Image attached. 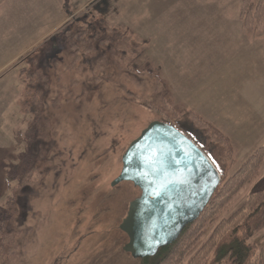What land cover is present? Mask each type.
<instances>
[{"label":"rangeland","instance_id":"obj_1","mask_svg":"<svg viewBox=\"0 0 264 264\" xmlns=\"http://www.w3.org/2000/svg\"><path fill=\"white\" fill-rule=\"evenodd\" d=\"M133 1L0 0V210L15 198L12 264H145L123 251L129 239L120 229L141 191L130 182L112 183L129 146L150 124L170 117L156 77L142 73L147 63L167 79L174 101L210 123L221 112V123L214 126L234 148L232 174L264 146V84L255 77L224 78L227 69L216 70L215 78H199L207 71L198 65L210 63L196 51L190 54V35L200 37L204 31L231 39L232 24L240 21L237 0H222V9L203 0L179 2L152 32L148 26L141 34L128 23ZM118 5L128 6L131 14ZM184 5L191 19L201 17L198 24L183 21ZM66 29H71L67 37ZM230 48L228 43L221 49L222 62ZM34 71L52 86L50 93L44 90L38 121L21 102ZM192 75L191 85L183 88ZM32 79L33 90L40 89L41 82ZM29 160L37 162L33 183L17 188ZM16 167L19 173L11 178ZM263 176L264 164L217 220L239 210Z\"/></svg>","mask_w":264,"mask_h":264},{"label":"trees","instance_id":"obj_2","mask_svg":"<svg viewBox=\"0 0 264 264\" xmlns=\"http://www.w3.org/2000/svg\"><path fill=\"white\" fill-rule=\"evenodd\" d=\"M239 18L244 35L264 33V0H242ZM70 30L66 29V32ZM68 34L67 32L64 36ZM147 64V69H141L142 73L156 77L157 91L163 108L170 113V117L165 118V123L179 129L212 160L222 182L201 216L189 224L173 244L160 249L155 257L144 259V263L264 264V235L260 236L264 232V176L256 183L249 198L239 210L220 222L217 220L240 191L258 176L264 164V146L232 174L235 160L229 137L213 123L203 120L195 110L189 109L182 102L174 101L173 90L167 79L162 77L160 70L158 71L153 63ZM24 71L25 69H22L23 77ZM33 74L42 86L34 91L30 82H33V76L29 74V88L23 92L21 102L25 112L35 116L38 121L42 112L43 95L50 93L52 86L49 81H43V74L39 75L37 71ZM33 123L30 121V124ZM31 140H36V136L32 135ZM36 164V160L27 161L22 168L20 185L17 188H24L33 183V176L37 172ZM17 172L19 173L18 168L11 169L10 177H14ZM15 216V198L10 197L5 211L0 210V264H12V256L15 254L13 249L17 247L16 232L11 227ZM213 225H216L214 230L203 242V235Z\"/></svg>","mask_w":264,"mask_h":264},{"label":"water","instance_id":"obj_3","mask_svg":"<svg viewBox=\"0 0 264 264\" xmlns=\"http://www.w3.org/2000/svg\"><path fill=\"white\" fill-rule=\"evenodd\" d=\"M112 183H133L140 198L130 204L120 229L129 239L123 251L135 260L157 255L204 212L221 184L212 160L172 125L153 122L122 158Z\"/></svg>","mask_w":264,"mask_h":264},{"label":"crops","instance_id":"obj_4","mask_svg":"<svg viewBox=\"0 0 264 264\" xmlns=\"http://www.w3.org/2000/svg\"><path fill=\"white\" fill-rule=\"evenodd\" d=\"M185 1L186 0H134L132 5L133 17H130L128 19V23L129 25H132V30L136 34L144 33L147 30L148 26L150 27V32H152L151 29H153L154 27H151L156 24L161 17H163V14L169 13V11H171L173 6H175L177 3H184ZM203 1L208 4H218L221 9L223 8L222 0ZM241 2L242 0H237L235 2V9L240 10ZM190 3L191 0H187L185 2V5H190ZM185 5L184 10H182L183 21L192 24H198L200 22L201 17L191 19L189 17L191 11L190 9H187ZM117 8H119L120 10H124L123 12H129L130 9L128 6L122 7L119 5L117 6ZM197 10L198 13L202 16V14L204 13V8L198 5ZM115 11H117L118 13L120 12L117 9ZM129 13L131 14V12ZM124 20L126 21V19ZM59 23L63 22L60 21ZM205 33L206 32L203 31V35L196 38H194V35H190L191 37L189 36V39L194 40V45H191L192 48L190 49V54L192 55V51H196L200 54V60H203L206 63H210L209 66H206V64L198 65L199 68H202L207 71L206 74L199 75V78H215L216 70L218 74L221 69H227L230 71L225 70V73L222 75L224 78H237L239 75L246 76L247 79L255 77L259 83L264 84V33L255 36H245L242 32V26L240 21L234 22L232 24V29L230 30V40H225L223 39V37H220V39H216L215 36L209 33ZM228 43L231 46V48L229 49V56L225 58V62H222L223 58H221V56L223 55V52L221 53V49L224 48ZM207 48L209 51L208 57L206 56ZM232 54L235 55L232 56ZM184 58H182V61L184 60ZM212 61L216 62L213 63ZM183 62L185 63V61ZM184 65H186V63ZM173 69H176V67H173ZM189 78L190 79H185L183 88H187L188 85H191L194 76L192 75ZM201 82L199 84H201ZM229 108L233 109L231 106ZM221 117L222 114L220 111H218L217 113H215L214 121L212 123L220 124L221 121H219V119ZM229 117L228 118L232 122L234 118V113L231 112V115ZM222 123L225 125L229 124L227 121Z\"/></svg>","mask_w":264,"mask_h":264},{"label":"bare ground","instance_id":"obj_5","mask_svg":"<svg viewBox=\"0 0 264 264\" xmlns=\"http://www.w3.org/2000/svg\"><path fill=\"white\" fill-rule=\"evenodd\" d=\"M130 147V146H129ZM128 150V149H127ZM127 152V151H126Z\"/></svg>","mask_w":264,"mask_h":264}]
</instances>
